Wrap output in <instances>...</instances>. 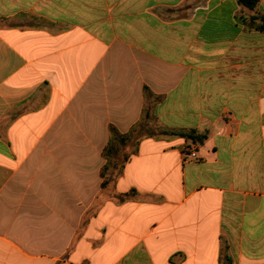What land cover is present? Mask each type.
<instances>
[{"label":"crops","instance_id":"0c3cea01","mask_svg":"<svg viewBox=\"0 0 264 264\" xmlns=\"http://www.w3.org/2000/svg\"><path fill=\"white\" fill-rule=\"evenodd\" d=\"M0 264H264V0H0Z\"/></svg>","mask_w":264,"mask_h":264},{"label":"trees","instance_id":"16d2710c","mask_svg":"<svg viewBox=\"0 0 264 264\" xmlns=\"http://www.w3.org/2000/svg\"><path fill=\"white\" fill-rule=\"evenodd\" d=\"M260 1L261 0H238L240 5L247 7V8H250V9L255 8L259 4ZM146 116L147 117L149 116V112H147ZM134 130H135V128H133L127 134H121L116 129H114V128L111 129V139H110L109 144L107 145V147L105 148V151H104V156L107 159V164L105 165L103 172H102V176L104 178L103 186H105L107 184V182L112 178V176L114 178L117 175V174H113V173L108 174V173H110L109 172L110 168L118 169L120 172L124 161L127 159L126 156H124L123 158L120 156V154L122 152L121 150H124L125 147L128 145H137V143H135V142H134L135 144L128 143V142L132 141V138L134 136ZM163 133H168V132L165 131ZM181 134L187 136L188 138H190L194 142H200V143H203L205 141V139L207 138V136L205 134H198L195 131L189 132V133H181Z\"/></svg>","mask_w":264,"mask_h":264}]
</instances>
